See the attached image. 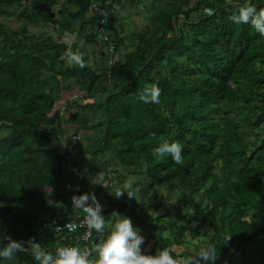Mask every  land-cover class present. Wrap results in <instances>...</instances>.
Wrapping results in <instances>:
<instances>
[{"label": "trees", "instance_id": "16d2710c", "mask_svg": "<svg viewBox=\"0 0 264 264\" xmlns=\"http://www.w3.org/2000/svg\"><path fill=\"white\" fill-rule=\"evenodd\" d=\"M60 1L0 0V246L10 237L34 239L52 252L62 247L64 241L41 226L40 214L52 191L66 200V148L60 152L56 143L66 130L69 144L80 128H88L80 119L85 111L99 128L90 143L93 153L113 151L147 189L168 184L171 191L189 193L186 220L165 226L173 236L160 249L179 244L190 231L206 237L199 249L216 246L215 264H264V36L229 19L249 0H151L153 15L142 30L128 33L133 48L121 58L125 38L109 27L113 12L103 40L90 0ZM93 1L113 10L121 0ZM250 2L264 8V0ZM66 4L75 9L67 11ZM2 18L23 24L11 30ZM79 20L78 35L98 47L100 69L67 65V43L51 34L30 42L20 36L28 34L27 25L73 32ZM152 84L161 90L158 104L139 99ZM73 86L83 94L78 110L64 118L56 101L59 95L63 104ZM164 139L182 145L183 165L155 155ZM83 185L71 189L80 193ZM108 199L114 211L135 212L137 203L128 197ZM162 217L153 218V228ZM202 226L210 230L200 232ZM225 234L232 236L227 244ZM11 262L37 264L28 252Z\"/></svg>", "mask_w": 264, "mask_h": 264}, {"label": "crops", "instance_id": "0c3cea01", "mask_svg": "<svg viewBox=\"0 0 264 264\" xmlns=\"http://www.w3.org/2000/svg\"><path fill=\"white\" fill-rule=\"evenodd\" d=\"M62 1L63 0H61L60 2ZM150 1L151 0H121L115 4V7L113 9V16L109 21V27L113 29L112 31L118 32L124 36L125 38L124 41L126 45L121 46L122 49L128 50V47L130 46L129 41L125 37V33L128 34L130 32L137 31L138 29L135 25L136 21L143 20V18H146L148 21L153 15V10L151 8ZM64 8L67 11L75 9L74 6H70L68 4H66ZM90 14H91L90 12H87L85 14V17L89 16ZM64 16L66 17L67 14H64ZM9 20H13L15 22L12 26L13 27L12 30L17 29L14 27L18 23L21 26L23 24V21L17 18H11ZM1 21L6 24V22L3 21V18L1 19ZM79 23H80V20L77 24L74 25L73 32H67L61 29H52L50 27L43 26V25H35V26L27 25L26 27L28 28V34L25 33L24 35L22 34L20 36L28 37L27 38L28 42H30L34 36H37L40 34L42 35L44 32H46L47 34H51L53 37L57 39L59 38L61 41L66 42L68 45L69 51L76 52V53H82L83 60L86 63V65L100 69L103 63V59L99 55L98 47L93 44H85L84 39L78 35ZM6 26L9 28L7 24ZM77 37L83 40L78 41ZM98 37H99V34H98ZM99 56L101 58H99ZM67 63L68 62L66 61V64ZM64 83L65 82H63L62 85H64ZM77 91H79L77 87L75 86L71 87V89L67 91L70 94V96L65 102H63V104L60 103L62 98H60L58 95V98H57L58 100L56 101V105L57 107H59V110H61L64 107V105H67L69 107L70 105H73V103H75L76 105H74L73 107H69V108L67 107L64 110L72 109L73 112L78 110L79 103H80L79 97L82 94H81V91H80V94L77 93ZM62 92L63 91H61V93L59 92L60 96H64V92L63 93ZM81 112L83 113L80 115V119L84 121V123L88 126V128H80L77 133L79 136V142L75 150L76 157H77L76 166L74 170L67 171L64 165V160H63V165L61 166L62 173L64 175V181L62 182L63 189L61 190V192L64 197L66 196V200L63 201L57 192H54V191L51 192L50 197L46 199L45 206L42 209V212L40 214L41 226L42 227L44 226L46 228V225L48 224L46 220L49 219V217L53 218L54 216H57V215L67 216V213H66L67 211L71 213L69 216L73 217L79 214L80 212H82L78 209L73 208L72 201H71V197L73 195H80L82 193V192L78 193L76 190H72L71 188L74 187V185L76 187L77 185L81 186L82 183L84 184L83 188L85 190V193L95 194L96 199L99 200V203L102 206V215L105 217L106 220H108L109 216L113 212H118V211H114L112 207L113 205L109 203L108 197L112 195L111 191H114L116 188H119L125 185L126 182L129 180L135 179L137 183L133 185V189L139 188L137 198L141 200V202L139 203L143 204V208L140 213L137 212V207H138V204H137L133 206V209L135 211L133 214L129 213V209H126L118 213L121 214L122 216H127L128 218H130L133 226L143 236L144 243L141 245L142 247L141 251L144 254L145 252H147V255L148 253L149 255H155L157 251L160 250L161 244L160 245L157 244V240H156L155 241L156 244L155 242H151V244L149 245L148 241L150 239L146 238L145 235L147 233L148 234L147 237L150 236L148 233V228L149 227L153 228L152 227L153 218L160 217L161 214H158L156 216H151L150 211L156 209V207L160 203H163L162 201L165 200V197L171 196L174 192L171 191V187H170L171 192L169 191L167 196H160V194H158V191H159L158 189L161 187L165 188L164 186H157L155 188L153 187V188L147 189L144 183H139L140 179L138 180L136 179L135 176L128 175L126 170L124 171V169L118 164L117 160L115 159L113 151H106L103 153H98V152L93 153V150L91 149L92 145H90V143L93 142L97 138L99 128L91 125L96 122L94 114L90 113L91 114L90 115L86 113L85 111H81ZM63 117L67 118V116L66 117L63 116ZM66 131H68V133H66V138L59 139L56 143L60 152H64L66 145L69 141L67 140V137L69 136L71 132L70 130H66ZM108 174L112 175L111 179L108 178ZM101 178H102L103 183H105L108 187H104L99 184L92 183L93 179H101ZM124 196L127 197L126 194ZM145 196L146 197L149 196V197L146 198ZM143 198L145 199V201L150 199V202L146 204ZM156 199H158V201H157V204L155 205L154 202L156 201ZM131 200L134 202L137 201L136 198H132ZM111 201L112 200H110V202ZM164 214L165 215H162L164 217L160 218V220H164V218L166 219V217L168 216L171 217L168 210ZM170 217H169V220H170ZM162 222L163 224H165V221H162ZM166 225L167 224H165L164 226H161V229L164 230L163 227H165ZM98 236L100 238V234H98ZM93 258L96 259V255L93 256ZM91 262L92 264H94L92 260Z\"/></svg>", "mask_w": 264, "mask_h": 264}, {"label": "clouds", "instance_id": "9594fccd", "mask_svg": "<svg viewBox=\"0 0 264 264\" xmlns=\"http://www.w3.org/2000/svg\"><path fill=\"white\" fill-rule=\"evenodd\" d=\"M211 14V10H208ZM229 19L237 24H248L260 36H264V8H257L249 3L239 6ZM65 58L69 65L85 67L82 53L68 51ZM161 90L157 85H146L139 94V99L144 103L160 102ZM154 135V134H153ZM183 147L177 141L161 140L155 148V155L158 157L170 156L172 160L183 165ZM93 184L108 187L101 179H93ZM135 179L129 180L125 185L111 191L116 198H121L125 194L129 199L137 198L139 188L133 189L136 184ZM182 196L177 191L172 203H176ZM72 207L84 213V224L90 229L100 234V238L95 243L94 251L96 259L94 264H215L219 253L216 246L206 244L202 246L194 257L185 259L174 258L171 251L163 248L155 255H146L141 251L144 243L143 236L133 226L132 221L127 216H122L118 212H113L106 220L102 215V206L96 199L94 193H83L71 197ZM80 225H68L70 231H76ZM231 234H225L223 239L225 244L231 241ZM27 244V247H25ZM18 252H28L37 264H92L89 260L91 252L82 251L76 246L57 247L54 252L46 250L34 239L20 242L10 237L7 242L0 246V259L13 261Z\"/></svg>", "mask_w": 264, "mask_h": 264}, {"label": "rangeland", "instance_id": "374dc122", "mask_svg": "<svg viewBox=\"0 0 264 264\" xmlns=\"http://www.w3.org/2000/svg\"><path fill=\"white\" fill-rule=\"evenodd\" d=\"M3 21L6 22V24L9 26V28L12 30V28H13L12 26H13V24L15 22L13 20H7V19H4V18H3ZM147 22H149V20L147 21L146 18H143V20L136 21L135 25H136L137 29L142 30L146 26ZM19 27H21V25L18 23L14 28H19ZM125 37H126V39L128 41L131 39V37L127 33H125ZM77 40L78 41H82L83 39L77 37ZM132 48H133V46L130 45L128 47V50H131ZM120 50H121V52L118 55V57L121 58V55L124 53V51H126V49H122V47H121ZM99 58H101V57L99 56ZM81 94H83V93H81ZM71 112H73L72 109L64 110L63 111V116L66 117ZM122 171H123V169H122ZM124 171H125V169H124ZM141 182L142 181L140 179L139 183H141ZM164 187L165 188L161 187V188L158 189L159 190L158 194H160V196H167L168 192L170 191V186L168 184H165ZM177 191L181 192L182 196L176 203H172L173 197H174V195H175V193ZM172 192H174V193L171 196L165 197V200L162 201L163 203H160L156 207V209L150 211V215L151 216H156L158 214H161V216H162V215H165L164 213L168 210L169 214L171 215V217L168 216V217H166V219L164 218V220H159V222L160 221L161 222L160 223L158 222L155 228H150V227L148 228V233H149L150 236L147 237L148 234L146 233L145 237L150 239L148 241L149 245L151 244V242H155L156 240H157V244L160 245L162 242L165 241V238H168L169 239L168 241H170L171 240L170 237L173 236V234H172L173 232L168 229V232H172L171 234H169L166 231H164L165 227H163L164 228V230H163V229H161V226H164L165 224H167V225L173 224L174 222L175 223L183 222V221L186 220V218H187V216H188V214L190 212V207L188 206L189 193L187 192V193L183 194V191L180 188L179 189L178 188L174 189ZM148 197L149 196H147L146 198H148ZM144 201H145V199H144ZM157 201H158V199H156V201L154 202L155 205L157 204ZM183 201L187 202V206L184 205ZM135 202L138 204L137 212L140 213L142 208H143V204L139 203V202H141L140 199H138ZM149 202H150V199L145 201L146 204L149 203ZM169 217H170V220H169ZM162 221H165V224H163ZM190 225L193 226L194 224L191 223ZM202 230L205 231V230H210V229L207 228L206 226H202L200 228V232ZM184 239L185 240L180 242L179 244H177V245L174 244V245L170 246L169 250L171 251V253H172L174 258L177 257L178 259H185V258H189V257H194L196 255V253L199 251L198 246L203 244V240H205L206 237H203V236L199 235V233L198 234H193V233H190V231H188L187 232V236ZM146 241H147V239H146ZM155 244H156V242H155ZM141 250H142V247H141ZM145 254L147 255V252H145ZM148 255H149V253H148ZM175 255H176V257H175ZM91 260L93 262L95 261V259L93 257L90 259V261ZM1 264H12V262L2 259V263Z\"/></svg>", "mask_w": 264, "mask_h": 264}, {"label": "built area", "instance_id": "2783aa9c", "mask_svg": "<svg viewBox=\"0 0 264 264\" xmlns=\"http://www.w3.org/2000/svg\"><path fill=\"white\" fill-rule=\"evenodd\" d=\"M110 0H108V3ZM90 9L95 11L99 16V36L103 38V40H107V37L105 35V26L108 23L109 16L113 12L112 9H109L107 7H99L93 0H90ZM180 18L181 15L179 16ZM113 49V46L110 44L109 46V52L111 53ZM112 62V56L109 55L108 65H107V73L108 76L110 75V64ZM64 109L62 108L59 111V115L63 116ZM79 142V136L78 134L72 135V138L69 142V144L66 145L65 150V157H64V165L67 171L73 170L76 166L77 157H76V147ZM112 175L108 174V178L111 179ZM85 193V190L83 189L82 193ZM99 202V200H98ZM76 224L80 225L76 229V231H70L68 228V225ZM46 228H49V230H52V232L58 237L59 241H64L62 247L64 246H76L79 247L82 251H89L91 252V255L89 256V260L95 256L94 251L92 249L94 248L95 242L93 240V234L95 230H90L85 224H84V213L80 212L79 214L68 217V216H54L52 218V221L46 225Z\"/></svg>", "mask_w": 264, "mask_h": 264}]
</instances>
